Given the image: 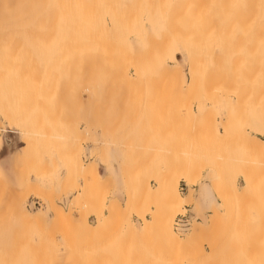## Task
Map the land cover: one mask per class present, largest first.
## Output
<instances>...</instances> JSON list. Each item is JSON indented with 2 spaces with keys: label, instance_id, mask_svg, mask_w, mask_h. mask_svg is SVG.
Masks as SVG:
<instances>
[{
  "label": "rangeland",
  "instance_id": "obj_1",
  "mask_svg": "<svg viewBox=\"0 0 264 264\" xmlns=\"http://www.w3.org/2000/svg\"><path fill=\"white\" fill-rule=\"evenodd\" d=\"M75 2L72 52L58 59L61 13L38 23L55 26L54 44L27 39L28 5L0 13L23 15L27 36L16 58L0 47V264H264V96L258 62L236 50L244 22L218 24L198 0ZM139 5L154 11L131 33ZM90 167L98 184L84 185ZM18 212L40 228L18 230Z\"/></svg>",
  "mask_w": 264,
  "mask_h": 264
},
{
  "label": "bare ground",
  "instance_id": "obj_2",
  "mask_svg": "<svg viewBox=\"0 0 264 264\" xmlns=\"http://www.w3.org/2000/svg\"><path fill=\"white\" fill-rule=\"evenodd\" d=\"M43 1H47V6L43 4ZM202 5L204 4H207V5H210L213 9V11L211 10V8H208L206 11L205 9H202L201 11V15H207V14H214L216 16V19L218 20V24L221 23V25L224 24L225 21H231L232 23L233 22H237V21H240L242 20L244 22V26L246 27L247 31L245 32V39L243 41L242 44H240V46L237 47L236 50H242L241 52H244V54H246V58L249 59V61H251V63H256L258 64V68H259V77L262 81V85L260 87L261 89V92L263 93L262 95L264 96V0H198ZM19 6H16L17 8L19 7H24L26 5H28V7L30 9H33L35 10L33 13H31L33 15V19H32V22H33V26H34V33L32 35H28V38L27 39H34L36 42L38 43H41V40L42 38L45 36V34H48L49 38H52L54 36V38L52 39L51 43L54 44L56 42V36L55 35H52L53 31H54V25L52 23L49 24V27L48 28H45V27H39L40 25H38L39 23V20H40V17L43 15H49L48 17L52 18V17H55L54 15H57L59 16L58 14L61 13L60 16L63 17L64 19V26L63 23H61L59 26H57L56 29H61L63 28V31H65V35L64 37L62 35H59V38H65L67 40V42L65 44H60V47L61 46H65V49L64 51L62 52H57L56 51V54L58 56L57 59L62 55V53H67L68 55H71V52H72V47H73V40H74V31L77 29L78 27V24L76 23V20L77 18L80 17V14H79V7H78V3L75 2V0H42V4L40 3L39 6H38V0H19ZM32 4H33V8L32 7ZM11 5V0H0V13L3 14L5 12V10L9 9ZM202 7V6H201ZM151 11H154V8L153 6H148V7H143L141 5L139 6H136L133 8V13H131L128 17V30L131 32V33H139L142 28H143V25H144V15L146 13H151ZM105 13V12H104ZM106 13L109 15V13L107 12L106 10ZM144 13V15H143ZM154 13V12H153ZM152 13V14H153ZM85 15V14H84ZM26 16V15H25ZM23 18L24 16L23 15H20L19 17H17L16 19H0V47L3 48L2 50L4 51V49L6 50V47L9 46V47H14L15 45V52H14V57L17 55L16 53V50L19 48H23V46L25 45V42L27 41L26 40V33L23 31ZM168 23V22H167ZM169 25V24H168ZM169 28V26H167ZM144 29V28H143ZM62 31V30H61ZM145 30H142L141 32H143ZM168 32V30H167ZM170 33V30L169 32ZM167 33V34H168ZM166 34V33H165ZM164 36V35H163ZM161 40V39H160ZM29 42H31V40H29ZM174 42L177 44V46L181 47L188 55V58H190V63H191V49H190V46L189 44L183 39V38H176V40H174ZM222 42V41H221ZM174 43V44H175ZM228 41H226V43L222 42V44L219 42V45L221 44L220 48H219V51H225L227 50L229 44H227ZM224 44V45H223ZM227 44V45H226ZM19 45V46H18ZM223 45V46H222ZM18 49V50H19ZM1 50V49H0ZM8 50V49H7ZM17 50V51H18ZM8 53V52H7ZM6 53V55H7ZM12 53V52H11ZM52 54V53H51ZM0 57H4L0 55ZM7 58V56H6ZM6 58H3V62H6ZM10 57H8L7 59H9ZM16 58V57H15ZM2 59V58H1ZM14 59V58H13ZM253 63V64H254ZM255 63V64H256ZM4 64V63H3ZM2 65V64H1ZM164 71V68L163 70ZM167 72V70H165ZM164 71V72H165ZM165 72V79L166 78H169V77H166L167 74ZM171 74V73H170ZM172 75V74H171ZM170 75V76H171ZM163 77V75H162ZM24 78V77H22ZM167 80V79H166ZM25 83V82H24ZM29 84V83H28ZM30 87H31V84H30ZM33 89V88H32ZM22 90V89H20ZM33 91V90H32ZM13 92V91H12ZM11 93V92H10ZM15 94V93H14ZM20 94V93H19ZM261 94V93H260ZM22 95V94H21ZM260 95V96H262ZM16 96V95H15ZM19 96V95H18ZM31 96V95H30ZM262 98V97H261ZM253 99V98H252ZM23 100V99H22ZM255 100V98H254ZM258 100V99H257ZM264 99L260 100V101H263ZM259 101V100H258ZM257 101V102H258ZM259 101V102H260ZM258 102V103H259ZM246 104V102H245ZM256 104V102H255ZM261 104V103H260ZM259 104V108L257 109L259 111L260 106ZM19 105V104H18ZM250 105V104H249ZM258 105V104H257ZM16 106V105H15ZM248 106V105H247ZM251 106V105H250ZM256 106V105H255ZM26 107V106H25ZM252 107V106H251ZM258 107V106H257ZM9 108V106H8ZM17 108V107H16ZM22 108L19 106V109ZM30 108V107H29ZM17 109V110H19ZM26 109V108H25ZM254 109V108H253ZM264 109V107H263ZM4 110V109H3ZM29 110V109H28ZM0 111H2L1 109V106H0ZM6 111V110H5ZM261 111V110H260ZM259 111V112H260ZM235 112V111H234ZM252 112V111H251ZM263 112V111H262ZM1 113V112H0ZM5 113V112H4ZM261 113V112H260ZM231 115V114H230ZM235 116V114H233ZM256 115V114H255ZM260 115V114H259ZM232 116V115H231ZM233 116V117H234ZM238 115H236L237 117ZM264 116V114L262 115ZM261 117V116H260ZM4 118V117H3ZM262 118V117H261ZM228 120V118H226ZM233 119V118H232ZM257 120V119H256ZM237 121V120H235ZM260 124H261V131L264 135V117L262 120H260ZM227 122V121H226ZM258 125L259 122L257 121ZM257 125V124H256ZM228 126V124H227ZM222 128V126H221ZM227 129V128H226ZM236 129V128H235ZM234 129V130H235ZM240 130V129H239ZM260 131V133H261ZM227 133V132H225ZM224 134V133H223ZM241 137V136H240ZM239 140V138H238ZM252 140L253 142H256L258 141V144L257 145H260V146H263V141H259L258 139L256 141H254L255 139H250ZM247 143H250L248 142L247 140ZM244 144V142H243ZM251 144V143H250ZM249 144V145H250ZM254 144V143H253ZM262 144V145H261ZM252 145V144H251ZM256 145V144H255ZM259 146V147H260ZM263 148V147H262ZM260 148V150L262 149ZM258 149V148H257ZM256 150V148H255ZM263 166V165H262ZM91 167H90V171L91 175H93V172L91 171ZM259 169V167H258ZM216 171V170H215ZM242 171V170H241ZM251 171V170H250ZM259 172V171H257ZM88 174V176H89ZM95 175H97V173L95 172ZM93 175L92 176H89V181L87 179V181L84 179H82V183L84 182V185L87 184L88 185V182L91 183V184H94L92 182H90L91 178L92 180H95L96 183H97V178L96 176ZM220 175V174H219ZM248 175V174H246ZM87 176V175H86ZM223 176V175H222ZM91 177V178H90ZM244 177V176H243ZM258 177V176H257ZM263 177V176H262ZM85 178V175L84 177ZM220 178V177H219ZM245 178V177H244ZM247 178V177H246ZM245 178V179H246ZM223 179V178H222ZM227 179V178H226ZM254 179V178H253ZM260 179V178H259ZM186 180V179H185ZM221 180V179H220ZM229 180V179H228ZM225 181V180H224ZM248 182L249 180L246 179L244 182ZM251 181V179H250ZM249 181V183H250ZM259 181V180H258ZM257 181V182H258ZM221 182V181H219ZM246 182L247 185H249L248 183ZM253 182V181H252ZM98 184V183H97ZM259 184V183H258ZM82 185V184H81ZM90 185V184H89ZM91 186V185H90ZM254 186V184H253ZM245 187V186H244ZM251 186H247V188ZM232 188V187H231ZM260 188V187H259ZM24 189V188H23ZM252 189V188H251ZM9 192V191H8ZM7 192V193H8ZM23 192V191H22ZM0 193L1 195L3 194H6L3 192H1L0 190ZM10 193V192H9ZM170 198L169 200L171 201V205L173 206H177L180 202V197L177 195V194H174L176 193L175 191H170ZM172 193L175 195L174 198L171 197ZM240 193V191H239ZM3 198L6 197V195H3L1 196ZM10 196V195H9ZM241 196V194H240ZM248 196V194H247ZM11 197V196H10ZM245 197V196H244ZM7 198V197H6ZM243 198V197H242ZM249 198V197H248ZM247 198V199H248ZM245 199V198H244ZM243 199V200H244ZM252 199V197H251ZM241 200V199H240ZM248 201V200H247ZM261 202H262V199H261ZM241 203V201H240ZM253 203V202H252ZM251 204V203H250ZM249 204V205H250ZM252 205V204H251ZM238 206V204H237ZM262 206H264V201L262 203ZM178 207V206H177ZM251 207V206H250ZM261 207V206H260ZM253 208V207H252ZM239 209V208H238ZM237 209V210H238ZM251 209V208H250ZM254 210H256L255 208H253ZM252 209V211H253ZM236 210V211H237ZM240 210V209H239ZM247 210V209H246ZM261 210H262V207H261ZM59 211V210H58ZM259 211V210H258ZM247 212V211H246ZM254 212V211H253ZM264 212V210H263ZM263 212L261 214H263ZM237 213V212H235ZM256 215L259 216L257 214V211H255ZM238 214V213H237ZM243 213H241L242 215ZM260 214V213H259ZM255 215V216H256ZM264 215V214H263ZM262 215V216H263ZM247 216V214H246ZM256 216V217H257ZM237 217V216H236ZM235 217V218H236ZM260 219H262L261 221L264 220V218H261V215L260 217H258ZM248 219V218H246ZM245 219V221H246ZM258 220V222L260 221L259 219L256 218V221ZM15 225L17 227L18 230H28L30 229L32 226L33 227H36L37 228H40V219L38 218L37 215H30L26 212H18L15 216ZM240 221H242L240 219ZM260 221V222H261ZM243 222V221H242ZM255 223L256 227L258 225L261 224V223ZM237 223V221L235 222ZM250 223L249 221L247 222V224ZM252 225H254V223L251 222ZM246 225V224H245ZM254 225V226H255ZM262 225L264 226V222L262 223ZM261 225V226H262ZM241 226V225H240ZM251 226V225H250ZM242 227V226H241ZM247 227V226H246ZM253 227V226H252ZM257 227V228H258ZM255 228V227H254ZM260 228V227H259ZM263 230H264V227H262ZM196 229V227H193V229L191 230L192 232H194ZM261 229V228H260ZM255 231H256V228H255ZM258 233L256 235H258L257 237H259V232L261 230L257 229ZM191 232V233H192ZM263 232V235H262V239H261V248L262 250L261 251H264V231H261ZM260 232V233H261ZM170 234H172V231L170 229ZM173 235V234H172ZM247 235V234H246ZM255 235V236H256ZM254 237V236H252ZM261 237V236H260ZM255 238V237H254ZM253 238V239H254ZM257 239V238H256ZM259 239V238H258ZM26 241L27 243L31 244V243H34V239L31 237V235L28 233L27 231V235H26ZM259 246V245H258ZM260 247V246H259ZM258 251V250H257ZM262 253V252H261ZM264 253V252H263ZM262 253V254H263ZM260 254V253H259Z\"/></svg>",
  "mask_w": 264,
  "mask_h": 264
},
{
  "label": "built area",
  "instance_id": "obj_3",
  "mask_svg": "<svg viewBox=\"0 0 264 264\" xmlns=\"http://www.w3.org/2000/svg\"><path fill=\"white\" fill-rule=\"evenodd\" d=\"M176 224L179 228L185 229L188 226V220L184 217H180L177 219Z\"/></svg>",
  "mask_w": 264,
  "mask_h": 264
},
{
  "label": "crops",
  "instance_id": "obj_4",
  "mask_svg": "<svg viewBox=\"0 0 264 264\" xmlns=\"http://www.w3.org/2000/svg\"><path fill=\"white\" fill-rule=\"evenodd\" d=\"M156 64H159V66H160V63H156Z\"/></svg>",
  "mask_w": 264,
  "mask_h": 264
}]
</instances>
